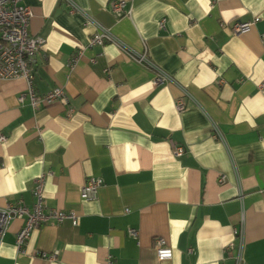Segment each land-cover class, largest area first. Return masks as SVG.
Returning <instances> with one entry per match:
<instances>
[{"label":"crops","instance_id":"0c3cea01","mask_svg":"<svg viewBox=\"0 0 264 264\" xmlns=\"http://www.w3.org/2000/svg\"><path fill=\"white\" fill-rule=\"evenodd\" d=\"M73 1L173 82L155 85L110 43L90 46L98 28L64 1L21 2L29 34L44 40L35 91L61 88L67 103L34 111L18 103L22 79L0 80V208L32 209L42 177L44 212L78 222L42 224L18 250L24 218L13 219L0 264H236L239 246L242 264H264V0ZM119 1L129 15L111 11ZM236 21L250 29L233 34ZM89 178L102 185L84 201ZM155 238L171 259H157Z\"/></svg>","mask_w":264,"mask_h":264},{"label":"built area","instance_id":"2783aa9c","mask_svg":"<svg viewBox=\"0 0 264 264\" xmlns=\"http://www.w3.org/2000/svg\"><path fill=\"white\" fill-rule=\"evenodd\" d=\"M22 1L0 0V80L22 79L26 84V90L18 97V103L22 104L24 101H28L34 111L56 102L66 104L67 98L61 88H54L45 95H39L35 91L34 67L36 65V57L42 50L44 40L29 34L28 26L31 13L27 7L21 5ZM62 1L68 5L70 13L78 12L83 15L85 21L84 26H95L98 28V31L89 39L90 46H101L104 43H110L130 60L152 70L154 72L155 85L173 82V79L168 74L154 65L146 51L142 53L131 51L115 39L107 30L99 27L91 16L78 8L73 0ZM111 11L117 15H129V11H126V3L124 1L111 3ZM250 26L251 24L249 22L236 21L233 23L231 31L233 34L245 33L250 29ZM261 38L264 45V34ZM184 96H187L186 92H184ZM176 109L178 112H183L186 110V104L179 100L177 101ZM212 137L214 139H221V135L215 125H212ZM5 141L6 137L0 134V143ZM185 152L186 149L184 146H176L173 149L175 157H181ZM224 181V177H221L218 183L222 185ZM34 184L33 195L35 202L32 209L27 208L22 203L7 204L5 207L0 208V245L10 221L16 218H24L23 227L15 236V245L18 250L22 248L31 232L42 224L48 222L59 224L63 221H69L72 226H77L78 217L72 211L64 212L50 209L44 212L42 177L36 179ZM101 185L102 181L100 179H87L80 191L81 199L84 201L95 200L97 198V191ZM241 199L242 195L240 196ZM128 233L130 236L136 237L135 230L131 229ZM153 248L159 261L171 259L172 248L166 244L164 239L155 238L153 240ZM188 252L191 253V250ZM43 257H45L44 254ZM55 257L56 253H53L50 258L54 259ZM234 259L236 264H242L240 246L237 249ZM107 263L111 264L110 259H108Z\"/></svg>","mask_w":264,"mask_h":264}]
</instances>
